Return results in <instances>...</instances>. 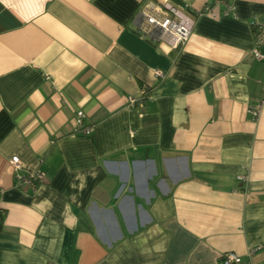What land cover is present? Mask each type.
Segmentation results:
<instances>
[{"label":"crops","instance_id":"crops-1","mask_svg":"<svg viewBox=\"0 0 264 264\" xmlns=\"http://www.w3.org/2000/svg\"><path fill=\"white\" fill-rule=\"evenodd\" d=\"M161 1L0 0V264H264V0H172L176 48L135 23Z\"/></svg>","mask_w":264,"mask_h":264},{"label":"built area","instance_id":"built-area-1","mask_svg":"<svg viewBox=\"0 0 264 264\" xmlns=\"http://www.w3.org/2000/svg\"><path fill=\"white\" fill-rule=\"evenodd\" d=\"M148 6L141 7L135 15V23L137 26L149 34L152 38L160 42H164L170 47H180L189 39L194 26V16L189 13L184 6L174 3L172 0H162L158 5L154 4L152 8ZM207 12L214 14L211 7H206ZM227 13L228 11H224ZM264 42V26L255 25V45L253 54L257 59L263 58V52L259 45ZM154 74L161 79L165 76V71L161 68H155ZM149 96L148 88H143L142 104ZM132 103L135 102L131 98ZM261 104L257 103L247 108V113L253 119L260 114ZM85 112L78 110L75 116L74 132H82L89 134L92 127L84 123ZM14 170V178L16 184H25L35 187L38 181L43 180L45 173L43 170L24 173L21 171L22 165L20 157L14 155L10 159ZM242 261V256L235 251H225L219 256V264H238Z\"/></svg>","mask_w":264,"mask_h":264},{"label":"trees","instance_id":"trees-1","mask_svg":"<svg viewBox=\"0 0 264 264\" xmlns=\"http://www.w3.org/2000/svg\"><path fill=\"white\" fill-rule=\"evenodd\" d=\"M3 216V214L0 212V224H1V221H2V217Z\"/></svg>","mask_w":264,"mask_h":264}]
</instances>
